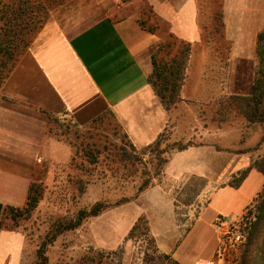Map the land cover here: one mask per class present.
<instances>
[{
    "label": "crops",
    "instance_id": "1",
    "mask_svg": "<svg viewBox=\"0 0 264 264\" xmlns=\"http://www.w3.org/2000/svg\"><path fill=\"white\" fill-rule=\"evenodd\" d=\"M147 2L168 25V33L200 45V69L208 68L210 50L202 42L198 0L47 3V21L0 89L1 205L24 207L31 184L42 182L40 174L46 173L57 149L49 135L50 114L65 115L81 126L109 114L137 149L153 144L171 127L173 113L149 83L152 55L165 33L160 29L153 34L140 26L139 8ZM11 3L0 0V17ZM223 15L224 38L232 45V59L256 60L258 35L264 32V0H223ZM194 55L195 50L191 62ZM202 82L201 78L190 86L201 89L205 87ZM196 89H189L186 82L182 98L198 99ZM249 166L241 155L226 158L224 151L213 147L175 152L167 163L165 180L200 185L191 192V204H183L185 216L192 220L189 231L185 233L188 226L178 221L182 203L175 186H164V181L144 191L137 202L123 206L130 210V217L114 242L104 240L99 227H90L93 245L117 250L145 216L159 251L178 263L233 264L232 259L218 255L220 240L214 222L220 215L242 218L264 191V175L256 169L239 188L229 185ZM24 245L21 234L1 230L0 264H21Z\"/></svg>",
    "mask_w": 264,
    "mask_h": 264
},
{
    "label": "rangeland",
    "instance_id": "2",
    "mask_svg": "<svg viewBox=\"0 0 264 264\" xmlns=\"http://www.w3.org/2000/svg\"><path fill=\"white\" fill-rule=\"evenodd\" d=\"M150 6L148 2L144 3L142 8H139L140 15ZM152 21L156 20L153 18ZM161 31L167 35L170 28L162 22ZM199 48L200 45L194 49L195 55L193 62L190 61L186 82L189 89L195 91L196 88L190 85L202 78V84L205 87L196 89L197 93L200 91L198 99L192 101L182 98L183 101L172 110L173 122L162 138L161 148L174 143H191L196 147H213L224 151L226 158L233 153L239 154L250 165L263 163L264 116L257 123H250L239 110L226 113L219 105L228 94L250 93L256 60L235 61L230 55L231 63L228 70L224 68V61L222 65L217 64V73L211 74L207 72V68L200 69ZM203 61L205 62L204 58ZM243 62L246 65L245 70L240 68ZM60 118L64 126L53 125V131L50 134L57 144L55 157L48 163L46 173L40 174L44 190L38 207L33 213L19 217L17 221L12 220L11 216L4 217L3 220L4 227H13L14 231L25 239L21 264L37 263V250L53 225L59 221L75 218L79 210H89L98 202L113 205L121 199L132 197L142 183L144 167L154 174L157 166L156 157L151 151V154L148 153L143 158L142 163H137L135 166L122 161V156H117V153L121 151L120 148L123 146L126 148L130 140L111 116H105L98 123L89 124L78 132L70 127L69 117L64 115ZM83 149L94 151L95 155L98 154L97 165L89 164L88 158L82 152ZM175 152L178 151L172 150L163 157L169 159ZM166 166L167 164L161 168L160 175L154 181L155 185L167 181L163 177ZM83 186L84 192L81 190ZM164 186H175V191L178 193L177 199L182 203L177 213L184 221L183 224L190 227L192 220L185 216L187 209L183 207V204L187 205V202L192 199L191 192L198 190L200 185L190 182L183 186L167 181ZM137 200L138 198L131 202H137ZM129 203L108 208L99 217L86 219L76 230L58 236L47 247V264H78L83 257L91 256L94 252H112L93 245L90 227H99L104 240L109 243L114 242L130 217V210L123 208ZM188 227H184V231ZM140 239L136 237L133 240H127L123 264H143L147 245ZM245 249L246 244L240 264H243Z\"/></svg>",
    "mask_w": 264,
    "mask_h": 264
},
{
    "label": "trees",
    "instance_id": "3",
    "mask_svg": "<svg viewBox=\"0 0 264 264\" xmlns=\"http://www.w3.org/2000/svg\"><path fill=\"white\" fill-rule=\"evenodd\" d=\"M11 1V4L2 9L0 17V21L2 22L0 23V89L29 48L36 34L47 21L49 8H47L46 4L48 3L50 6L53 0ZM198 3L201 13L199 19L202 29V42L210 50L207 72L211 74L217 73V64L222 65L224 61V68L228 70L231 63L230 55L232 52V45L224 38L223 0H200ZM153 18L156 21L153 22ZM139 23L146 31L156 34L160 32L162 21L158 18L152 6H150L149 9L145 8L143 10L139 18ZM195 47L194 43L180 39L173 33H168L162 38L161 44L152 55L153 71L149 76V83L163 106L169 112H172V110L183 101L182 89L187 80V71ZM241 64L240 68L245 70V62ZM219 105L221 110L226 113L239 110L250 123H257L262 120L264 116V32L258 35L257 56L253 68V80L251 82L250 93L247 95L236 92L228 94L220 101ZM105 116L110 115H102L94 119L90 124L98 123V121ZM70 122V127L76 129V132L87 126H81L71 118ZM57 124L59 126H64L60 117L50 114L49 135L53 131V125ZM164 135L165 133L153 144L142 149H137L131 142L126 144L128 149L127 147L125 148V146L120 148L121 151L117 153V156H122V161H126L132 166H135L137 163H142L143 158H145L150 151L153 152L157 160L154 174H151L148 169L144 167L142 183L132 197L121 199L113 205L105 202H98L89 210H79L75 218L68 221H59L53 225L37 250L38 261L36 264L48 263V257L46 255L47 247L52 244L58 236L76 230L86 219L99 217L108 208L121 206L136 200L144 191L154 186V181L156 177L160 175L161 168L169 161L168 158L163 157L165 154H168L172 150L180 152L195 146L191 143H174L171 146L161 148ZM82 152H84V156L86 155L85 157L88 158L87 160L90 165L93 166L98 164V154L95 155L94 151H87L86 149H83ZM252 169H256L264 175V162L251 164L248 168L242 170L238 176H234L229 182V185L239 188ZM43 190L42 182L32 183L28 201L22 208L0 204V231L14 230L13 227H4V217L11 216L12 220L17 221L19 217L33 213L39 205ZM81 190L84 192V186L81 187ZM191 202L192 201L189 200L187 204H191ZM247 218L249 220H247V242L243 264H264V191L249 208ZM178 221L180 224L184 223V221L179 218V215ZM189 229L190 227L184 232L187 233ZM136 237H140V241L147 245L143 264H180L172 258V255L163 254L159 251L156 241L150 233L149 222L145 216L138 219L128 233L126 240H133ZM148 252L152 254L149 255ZM124 254L125 242L115 251L107 253L94 252L91 256L83 257L78 264H123Z\"/></svg>",
    "mask_w": 264,
    "mask_h": 264
},
{
    "label": "built area",
    "instance_id": "4",
    "mask_svg": "<svg viewBox=\"0 0 264 264\" xmlns=\"http://www.w3.org/2000/svg\"><path fill=\"white\" fill-rule=\"evenodd\" d=\"M248 213L249 208L242 218L237 219L230 215H220L214 222V228L220 240L218 255L221 258L232 259L233 264H240L247 242Z\"/></svg>",
    "mask_w": 264,
    "mask_h": 264
}]
</instances>
